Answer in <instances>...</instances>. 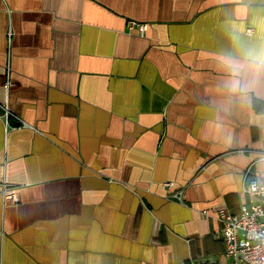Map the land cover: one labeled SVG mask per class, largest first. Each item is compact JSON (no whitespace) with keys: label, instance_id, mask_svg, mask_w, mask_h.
I'll list each match as a JSON object with an SVG mask.
<instances>
[{"label":"crops","instance_id":"obj_1","mask_svg":"<svg viewBox=\"0 0 264 264\" xmlns=\"http://www.w3.org/2000/svg\"><path fill=\"white\" fill-rule=\"evenodd\" d=\"M261 59L264 0H0V264H227Z\"/></svg>","mask_w":264,"mask_h":264},{"label":"built area","instance_id":"obj_2","mask_svg":"<svg viewBox=\"0 0 264 264\" xmlns=\"http://www.w3.org/2000/svg\"><path fill=\"white\" fill-rule=\"evenodd\" d=\"M129 27L144 32L146 24L131 20ZM245 178L244 191L248 200L242 203L238 212L220 208L217 213L222 222L225 255L227 264H264V179L250 168L246 170ZM164 186L172 191V197L182 198V190H174L172 181H165ZM0 192L6 201L19 200L18 191L5 181L0 183Z\"/></svg>","mask_w":264,"mask_h":264},{"label":"clouds","instance_id":"obj_3","mask_svg":"<svg viewBox=\"0 0 264 264\" xmlns=\"http://www.w3.org/2000/svg\"><path fill=\"white\" fill-rule=\"evenodd\" d=\"M257 63L260 65L261 70L264 71V59L261 60H257ZM233 90H236V88L238 87V84L234 83L233 85H231Z\"/></svg>","mask_w":264,"mask_h":264}]
</instances>
